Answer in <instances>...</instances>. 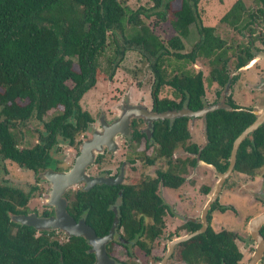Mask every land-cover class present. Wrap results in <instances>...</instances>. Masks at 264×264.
Returning <instances> with one entry per match:
<instances>
[{
	"label": "trees",
	"instance_id": "trees-1",
	"mask_svg": "<svg viewBox=\"0 0 264 264\" xmlns=\"http://www.w3.org/2000/svg\"><path fill=\"white\" fill-rule=\"evenodd\" d=\"M175 1L150 0L149 10L132 11L121 0H0V264H93L95 260L83 238L72 237L60 244L53 239V232L42 231L36 236L33 228L13 222V217L21 213L17 208L27 204L30 194L1 183V176L7 172L5 161L36 172L54 166L53 156L62 145L80 144L77 138L94 122L80 101L95 86L102 57L109 80L127 52L142 57L155 78L152 95L157 113L184 107L198 112L206 107L204 74L188 69L198 60L208 65L209 85L214 82L223 89L228 83L230 50L223 48L225 41L214 35V28L202 26L200 0H180L177 10L172 7ZM256 6L249 18L254 24L264 25V0H256ZM244 12V3L238 1L222 22L237 29L246 19ZM141 16L168 21L176 35L163 43ZM192 27L198 41L190 53H183V40L189 38ZM108 47L113 52L110 56H106ZM252 59L253 50L245 48L233 70L247 66ZM165 87L173 90L174 100L159 98ZM255 119L249 112L221 109L208 113V143L201 161L218 172L225 171L234 140ZM188 121L177 118L154 123L153 139L159 145L160 157L171 158L179 146L186 144L190 138ZM27 137L35 139V144L29 146ZM191 164L195 165L194 159ZM262 169L264 126L240 144L235 165L237 173L249 177ZM179 174L161 173L157 180L140 182L137 187L97 184L87 191L67 194L66 210L75 220L84 219L97 236L105 237L114 217L111 206L118 204V229L126 241L148 255L165 227L162 218L167 207L156 195L158 184L177 188L184 180ZM220 210L225 212L227 208ZM146 217L151 224L143 225ZM198 227L192 224L189 230ZM261 234L264 237V226ZM237 239L233 232L209 229L205 235L178 246L176 253H183L177 259L190 264H242ZM260 264H264V258Z\"/></svg>",
	"mask_w": 264,
	"mask_h": 264
},
{
	"label": "rangeland",
	"instance_id": "rangeland-1",
	"mask_svg": "<svg viewBox=\"0 0 264 264\" xmlns=\"http://www.w3.org/2000/svg\"><path fill=\"white\" fill-rule=\"evenodd\" d=\"M121 1H123L125 5L132 11H136L139 8L149 10L152 7L150 0ZM245 4L249 10H254L256 8L253 0H245ZM229 5L230 0H200L198 9L203 25L206 27L216 25L218 35L227 42L234 41L235 44L240 42L242 43L243 41L245 42V40L242 39L238 34L234 33L227 26L220 23L221 15L223 14L224 10L229 7ZM172 7L174 10L179 9L180 0H176L172 4ZM141 19L165 44L176 35L169 22H159V20L154 16H151V18L148 19H146L144 16H141ZM197 40L198 37L196 29L192 27L189 38L183 40L185 47L183 53H189ZM112 53L111 47H108L106 50V56H110ZM100 63L101 69H99L97 72L95 86L89 90L80 101L82 109L89 112L94 121H96L100 115L105 116L107 121L115 120L121 111L122 103L127 101H130L134 105L143 104L148 109L150 108V94L152 87L154 86L153 84L155 78L151 69L149 68V65L138 53L132 51L126 53L124 61L120 64V67L115 72L112 80L108 79V74L105 70L106 64L104 57L101 58ZM74 69L77 71L78 67L74 66ZM193 69L195 71H202L204 73L206 98L208 103H213L216 98L215 93L219 90V88L216 86V84L209 85L208 83L207 78L209 68L207 63L204 60H198L196 61V65L193 67ZM168 71L170 72V68ZM238 74V82L234 88L236 91L235 95L241 97L242 100L245 99V103L246 100H248V105L250 107H255L258 112L263 111L264 87H261L259 91L257 86L259 85V81L264 79V58L257 60L250 68L246 67L240 69ZM68 84L69 86H72V83ZM170 94L171 90L164 88L160 92L159 97H168ZM250 97L252 101H250ZM53 113L54 111L49 112L45 117V120L47 121ZM194 125L196 130L193 131V137L197 138V141L201 143V122L196 121ZM28 126L33 128L34 125L28 124ZM77 139L78 141H85L81 136H79ZM26 141L30 143L29 146L34 145L36 142L35 139L28 137ZM80 146L81 144L74 147L73 149L66 145L61 146V151H59V154L56 157L60 161L59 166L61 167V171H68L74 165L77 153L79 151L77 148L80 149ZM123 152L124 148H122V151L112 154V157L110 158L111 164H106L104 167H106V169H114L117 167L119 162L126 157L125 152ZM3 165L7 170V175H3L2 178L9 185L22 188L25 191H27L29 187L37 185V180L31 172L20 169L12 162L5 161ZM157 167L160 169L164 168L162 163L161 165H157L154 168H147L144 162L139 163L136 172L132 173L130 170L127 171L128 175H130L127 178V183L136 184L146 177H154V171ZM202 171L203 173L199 174L204 177L203 180L209 185L207 187H209L211 191L208 195H204L200 189V187L205 186H202L203 181H195L194 176H190L188 184L185 186V188L179 190L175 194L176 200H174V206L176 208H179L182 203H189L188 206L193 203L192 207L187 209V212L181 209L179 212L181 217H186V215H188L199 218L202 209L206 205L209 197L216 187L218 179L216 177L217 175L214 174V170L204 166L202 167ZM263 172L264 169L260 170L256 175L257 177L255 178L238 176V179L229 181L224 188L225 191L220 198V203L226 207L232 206L234 210H227L224 214L219 212L212 213V228L215 232L227 230L229 232L235 233L238 236L239 239L236 240V244L243 256L242 264H247L255 251V244L250 239L248 233L249 221L261 213H264V179L261 177ZM86 174L88 175V172H86ZM38 182L40 191L37 192L36 199L30 205L31 207L35 208H40L42 205H44L42 206L44 209L46 206H48L47 201L49 199L51 185L47 181L43 182L38 180ZM196 182H198V186L196 185ZM79 185L80 184L70 189H76ZM257 192H260L261 194L256 195ZM254 196L260 197L255 198ZM171 218V216H167L166 218V229H169V231L174 230V228L178 225V222ZM184 235L185 231L177 230V234L175 235L170 232L168 237L169 239L163 235L159 240L155 241L153 243L155 257L161 259L165 253L167 243L170 240L176 238L175 236L181 237ZM62 237V235H59L58 239L60 241L65 240V238L63 239ZM132 254L134 255V259L130 258V260H128V258L124 255L123 250H119V252H116V259L118 261H128L129 263L131 262L133 264L139 263V259L143 261L141 253L137 252L135 254L134 250H132ZM169 264L178 263L170 262Z\"/></svg>",
	"mask_w": 264,
	"mask_h": 264
},
{
	"label": "flooded vegetation",
	"instance_id": "flooded-vegetation-1",
	"mask_svg": "<svg viewBox=\"0 0 264 264\" xmlns=\"http://www.w3.org/2000/svg\"><path fill=\"white\" fill-rule=\"evenodd\" d=\"M238 1L243 2L245 7H246V12H244L245 13L244 16L246 17V19L243 18L242 26H240L237 29H234L228 23L222 22V19L230 11L231 7L235 3H237ZM253 2L256 5V0H253ZM256 9H257V6H256V8L254 10L247 9V6L245 4V0H230L229 7L226 10H224L223 14L221 15L220 23L225 25V26H227L234 33L238 34L242 39L245 40V42L243 41L242 43L240 42V43H236L235 44L234 41L227 42L226 40H224L225 41V45H224L223 48L230 50V52H228V54H227V65H228V67H231V68H229L230 69L229 81H228V83L226 84V86L223 89H221L218 86L217 83L213 82V83L210 84V85L216 84V86L219 88V90L215 93V97L216 98H215L214 102L211 103V104L208 103V101H207L206 91H205L204 101H205L206 107H210V106L215 105V104L224 103L225 105H227V106H229L231 108V110L229 112H232V111L249 112V113L253 114L254 112L258 111L255 107H250L248 105V100H246V103H245V99L242 100L241 97H239L238 95H235L236 91H235L234 88L236 87V84L238 82V76H239L238 72L240 71V69H238L236 71L233 70L234 69L233 66H235V64H237V62L239 61L238 60V56H239L240 52H242L245 48H250V49L253 50V59L251 60V62H252L251 66L253 64H255V62L253 60L256 58L257 54L259 52H264V25L263 24L262 25H258L257 23L254 24V23L251 22L253 20H251L249 18V15L252 14L253 12H255ZM198 12H199V9H198ZM199 16H200V14H199ZM200 21H201L202 26L206 27V26L203 25L201 16H200ZM166 22H168V21H166ZM210 28H214V35L219 36L218 32H217L216 25L211 26ZM197 41L195 42V44L197 43ZM231 51H234V52L232 53ZM195 65H196V62L194 64H190L189 66L192 67V68H190L188 66V69L194 70L193 67ZM196 72H200V71H196ZM234 78H235V81L233 83L232 80ZM261 87H264V79L259 81V85L257 86V89H259V91H260ZM165 88L170 89L171 90V94H170V96L163 97V98L174 100V97H173V94H172L173 90L171 88H169V87H165ZM152 89H153V87H152ZM218 92H221L220 95H218ZM152 93H153V90L151 91V94H150L151 106H150L149 109L143 104H136V105L144 107L146 110H148L151 113H157L154 110V97H153ZM159 96H160V94H159ZM159 98L162 99L161 97H159ZM250 101H252L251 97H250ZM126 103L128 105H130V106L134 105L130 101H127ZM206 107H204V108H206ZM121 109H122V105H121ZM184 109H187V108L184 107ZM223 110H225V109H223ZM183 118H186V117H183ZM255 118H256V116H255ZM187 119L189 120L188 121V131H189L190 138L188 139V141L186 142V144L184 146H179L174 151V153L172 154L171 158H166V157L164 158V157H160L159 156V152H158L159 145L153 139V125H154V123L156 121L153 120L151 122V127H150L148 122L144 121L143 118H133L129 122L128 127L125 130L124 129L121 130V132L115 138V140L117 141L116 146L111 148V150L109 148H107V147H104V153L102 155H99L100 157L99 156L97 157L96 161L94 162V165L89 166L88 169H87L88 176L90 177V179L103 178V179H112V180H115V181H118L120 179L121 181L119 183H116V184H113V185H116V186H124L125 185V186H135V187H137L140 182H143V181H146V180L147 181L148 180H151V181L157 180L161 173H168V172H173V173L175 172L176 174L180 173L179 176L182 177L184 180H183V183L181 185H179L177 188L165 187L161 182H159V184H158L156 195L161 198L163 204L167 207V210L165 211V215L162 218L164 226H165L164 229H163V232L158 238H156L154 240V242L159 240L163 235H165L168 238L170 232H172L175 235V234H177V230L185 231V235L181 236V237H185V236H188L190 234H193V233L199 231L201 229V227H202V213H203V209L201 211V214H200L199 218H195L193 216H188V215H186V217H181L180 214H179L181 209L184 210L185 212H187V209H190L192 207L193 203H191L189 206H188L189 203H182L179 208H176L174 206V200H176V197H175L176 192H178L179 190L185 188V186L188 184V180H189L190 176H192V177L194 176L195 181L202 180L204 182V180H203L204 177H202L199 174V173H201V174L203 173L202 167L205 166L207 168L213 169L212 166H208L204 162H202L201 158H200L201 152L204 149L203 147L205 145L202 118L201 117H191V118H187ZM168 120L173 121L174 119H168ZM196 121H200L201 122V130H202V142L201 143H199L197 141V138L193 137V134H194L193 131L196 130V127L194 125V123ZM112 122L113 121H107L105 116L100 115L97 118V120L94 121L90 125L88 130L81 134L82 139L86 141V140L90 139L94 133H96V132H104V127L111 125ZM263 126H264V123L262 125H260V127H263ZM235 140H234V142H235ZM77 141H78V139H77ZM79 142H80V144H82L84 141L83 142L79 141ZM234 142H233V145H234ZM233 145H232L230 158H229V164H228L227 168L222 173L216 171V169L214 168V174H216V175L217 174H224L228 170L229 165H230V159H231L232 151H233ZM69 147L72 148V149L74 148V147H71V146H69ZM187 147H190V149L189 150L186 149ZM193 147L197 148L196 149L197 152H193L192 151ZM122 148H124V152H125V155H126L125 159L121 160L119 162V165H117V167H115L114 169H111V168L110 169L109 168L106 169V167H104V165L111 164V162H110L111 159L110 158L112 157V154H116L119 151H122ZM77 150H79V149L77 148ZM60 151H61V148H60ZM58 154H59V152L56 153L53 156V162L52 163L54 164V166L52 165L50 167H45V169L38 168V171H36V172L32 171V170H29V169L20 168L16 164L20 169H22L24 171L31 172L33 174V176L35 177V179L37 180V185H33L32 187H29V189L27 191H25L22 188L9 185L2 178L3 175H7V172H6V174H3L1 176V181H2L1 183L7 184L8 186H10V187H12L14 189H18V190H20V191H22L24 193H29L30 194V200L27 202V204L25 206L17 208V210H19V212H21L19 215L36 216V217H39V218H53L55 216V208L53 206L48 205V206H46L43 209L42 206H44V205H42L40 208H35V207H31L30 204L36 199L37 192L40 191L38 180L39 181H43V182L45 181V180H42L40 178V175L44 172V170H49L50 169V170H54L56 172H62L61 171V167L59 166L60 165L59 164L60 161L56 158ZM78 155H79V151L77 153V156ZM193 159L195 160V165L194 166H192V164H191ZM236 159H237V154H236ZM7 162H10V161H7ZM141 162H144L145 166L147 168H154L155 166L161 165V163H162L164 168L160 169V168L157 167L155 169V171H154L155 172L154 177H146L145 179L140 180L136 184H128L127 183V178L130 175H128L127 171L130 170L132 173L136 172L137 166ZM235 165H236V162H235ZM183 169H185V171L181 172ZM238 176H245V177H248V178L257 177V176L249 177L247 175L237 173L235 171V166H234V169H233L231 175H229V177H227L224 180V182H223V184L221 186L220 195L218 196V198L216 199L214 204L211 206V209H210V211H209V213L207 215L208 227H207L206 232L203 233V234H200L198 236H195V237L191 238L190 240H188L186 242H183V243H180V244L176 245L174 247V251H173L172 255L170 256V258L168 260V264L170 262H175V263H178V264H190V262L186 261L183 258L177 259V256L180 255V254H181V257H182V253L183 252L182 253H180V252L176 253V248L178 246H180L181 244H184V243H187V242L191 241L192 239H195V238H197V237H199L201 235H205L209 229L213 230V228H212V213L213 212L214 213L215 212L216 213L219 212L221 214H224L225 212H222L220 210L221 208H227V210H232V211L234 210L232 206L226 207L224 205H221L220 198H221L223 192L225 191L224 188L226 187L227 183L229 181H232L233 179H238ZM216 177L218 179L217 183H216V186H217L218 181H219V177L218 176H216ZM261 177L264 179L263 175H261ZM203 182H202V186H204V185L205 186L204 187H200V189L202 190V193L204 195H208L210 193L211 189L209 187H207V186H209L208 184H206L205 182L203 183ZM105 185H107V184H105ZM196 185L197 186L199 185L198 182H196ZM94 186H96V185L88 187V185L86 183H81L76 189H68L66 194H65V197H66L67 194L76 193V192L81 191V190L87 191V190L91 189ZM192 188H194V187H192ZM215 188H214V190H215ZM207 189L209 190V192H208V194H205L204 191L207 190ZM118 194H119V196H121V192H119ZM259 194H261V193L260 192L256 193V195H259ZM254 197L258 198L260 196H254ZM117 205L111 206V211H112L114 217H113L111 228L109 229L107 234H109L111 232L115 218H117L118 223H117V227L114 230V234H113L112 240H110L109 243L106 246V252H107L109 258H112L115 261V264H122V263H128L129 264L128 261H118L116 259V252H119V250H123L124 255L128 258V260H130V258L134 259V255L132 254V250H134L135 254L137 252H139L142 255L143 261L139 259V263L140 264H162V260H163L164 256L168 252L169 243L171 241L179 239L181 237L180 236L179 237L175 236L176 238L170 240L167 243L165 253H164L163 257H161V259H158L157 257H155V253H154V249H153V243L154 242L151 245L150 253L148 255H146V254H144V252L138 246L133 245L132 243L126 241L125 238H124V234H123L122 230L118 229V225H119V215L118 214L119 213H118V208H117L118 206ZM213 207H214V210H213ZM167 216H171L172 217L171 219H174L175 221L178 222V225L172 231H169V229H166V225H167L166 218H167ZM81 220H83L85 222L84 219H79V220H75V221L79 222ZM151 223L152 222H151V219L149 217H146V218L143 219V225H146V224L149 225ZM192 224L193 225H199L198 229L193 231V232H191L189 230V225H192ZM19 225H21V224H19ZM22 226H26V225H22ZM26 227H30V226H26ZM30 228H33L36 231L35 232L36 236L39 235L42 232V231L36 230L34 227H30ZM93 231L97 235V233H96V231L94 229H93ZM50 232L54 233L53 239L57 240L60 244L66 242L67 239L75 237V236H72V237L68 238V237L65 236V234H63L60 231H50ZM219 232H215V233H219ZM107 234H105V235L107 236ZM59 235H62L63 236L62 238L63 239L65 238V240L60 241L58 239ZM105 235H103V236H105ZM97 237H100V236H97ZM90 250H91V247L89 246V249L87 250V252L90 253V254H93V253L90 252ZM93 256L95 257L94 254H93ZM137 262H138V260H137ZM139 263H137V264H139ZM93 264H96V259L94 260ZM130 264H133V263L130 262Z\"/></svg>",
	"mask_w": 264,
	"mask_h": 264
},
{
	"label": "water",
	"instance_id": "water-1",
	"mask_svg": "<svg viewBox=\"0 0 264 264\" xmlns=\"http://www.w3.org/2000/svg\"><path fill=\"white\" fill-rule=\"evenodd\" d=\"M261 58H264V52H259L253 61L256 62ZM251 63L243 68H249ZM220 109H225L227 111L231 110L229 106L221 103L206 107L198 112L182 109L180 111H169L166 113H151L142 106H130L124 102L118 117L113 120L111 125L104 127V132L94 133L90 139L81 144L79 155L76 157L74 165L68 171L56 172L49 169L40 175L42 180L47 181L51 185L47 204L55 208V216L53 218H39L36 216L19 215L17 217H13L12 221L21 225L34 227L38 231H60L68 238L72 236L83 238L91 247L90 252L95 255L96 264H115V262L109 258L106 252V246L113 238L114 230L118 223L117 218H115L112 230L107 236L97 237L93 229L90 228L83 220L76 222L67 213V200L65 198L67 190L81 183H86L88 187H90L97 184L113 185L121 181L120 179L118 181L103 178L90 179L86 172L88 167L94 164L97 157L104 153V147L111 150V148L116 146L115 138L121 130H125L128 127L129 122L133 118H143L144 121H147L151 127V122L153 120L163 121L166 119L168 120L183 117H201L203 121L205 147L208 143L206 131L207 114ZM253 114L256 116L254 123L247 127L234 142L228 170L224 174H217L219 177L218 184L203 208L201 229L193 234L171 241L168 246V252L162 260V264H168V260L176 245L206 232L208 227L207 215L211 206L220 195L221 186L224 180L231 175L234 169L236 154L240 144L248 137V135L255 132L260 125L264 123V109L261 112L257 111ZM263 226L264 213H261L249 221L248 233L251 240L255 244V251L247 264H259L264 258V237L261 234Z\"/></svg>",
	"mask_w": 264,
	"mask_h": 264
},
{
	"label": "crops",
	"instance_id": "crops-1",
	"mask_svg": "<svg viewBox=\"0 0 264 264\" xmlns=\"http://www.w3.org/2000/svg\"><path fill=\"white\" fill-rule=\"evenodd\" d=\"M212 170V169H211Z\"/></svg>",
	"mask_w": 264,
	"mask_h": 264
}]
</instances>
